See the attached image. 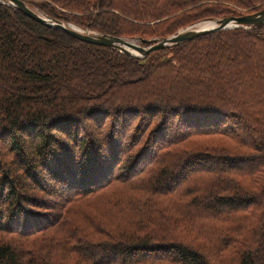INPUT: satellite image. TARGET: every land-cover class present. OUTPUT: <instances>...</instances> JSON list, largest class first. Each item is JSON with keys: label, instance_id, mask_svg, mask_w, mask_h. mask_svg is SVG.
<instances>
[{"label": "trees", "instance_id": "obj_1", "mask_svg": "<svg viewBox=\"0 0 264 264\" xmlns=\"http://www.w3.org/2000/svg\"><path fill=\"white\" fill-rule=\"evenodd\" d=\"M156 42L264 0H22ZM0 264H264V26L146 58L0 0Z\"/></svg>", "mask_w": 264, "mask_h": 264}, {"label": "water", "instance_id": "obj_2", "mask_svg": "<svg viewBox=\"0 0 264 264\" xmlns=\"http://www.w3.org/2000/svg\"><path fill=\"white\" fill-rule=\"evenodd\" d=\"M2 3L23 12L29 18L47 26L50 28H57L75 39L94 46H101L105 48L115 49L121 53L132 55L139 58H146L149 55L159 52L180 44L193 41L195 39L207 36L211 33L220 31H227L233 29H252L260 26H264V10L255 14H250L242 17H231L224 19H217L206 21L215 23L217 26L210 29H199L198 25L205 23L202 22L195 26L189 27L185 30H181L174 36L165 38L156 42H142L141 45L136 40H125L109 35H100L89 30H83L78 26L66 25L64 23L49 19L36 10L31 9L22 0H1Z\"/></svg>", "mask_w": 264, "mask_h": 264}, {"label": "bare ground", "instance_id": "obj_3", "mask_svg": "<svg viewBox=\"0 0 264 264\" xmlns=\"http://www.w3.org/2000/svg\"><path fill=\"white\" fill-rule=\"evenodd\" d=\"M216 26L217 25L215 23L205 22V23L198 25L197 28H199V29H210V28H213Z\"/></svg>", "mask_w": 264, "mask_h": 264}, {"label": "rangeland", "instance_id": "obj_4", "mask_svg": "<svg viewBox=\"0 0 264 264\" xmlns=\"http://www.w3.org/2000/svg\"><path fill=\"white\" fill-rule=\"evenodd\" d=\"M73 26H76V25H73ZM82 29V28H81Z\"/></svg>", "mask_w": 264, "mask_h": 264}]
</instances>
